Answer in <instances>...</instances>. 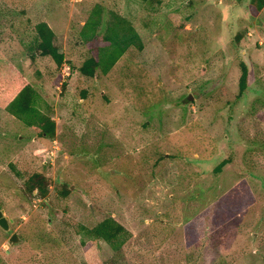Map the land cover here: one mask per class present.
Wrapping results in <instances>:
<instances>
[{
	"label": "rangeland",
	"instance_id": "rangeland-1",
	"mask_svg": "<svg viewBox=\"0 0 264 264\" xmlns=\"http://www.w3.org/2000/svg\"><path fill=\"white\" fill-rule=\"evenodd\" d=\"M97 6L127 20L142 51L128 48L106 75L88 78L78 38ZM38 22L68 57L58 68L25 55ZM12 67L36 89L55 134L41 137L0 110V211L12 220L9 232L0 228V264H264V7L0 0V76L10 79ZM33 174L47 179V194L20 200ZM106 218L131 234L120 253L79 229Z\"/></svg>",
	"mask_w": 264,
	"mask_h": 264
},
{
	"label": "trees",
	"instance_id": "trees-1",
	"mask_svg": "<svg viewBox=\"0 0 264 264\" xmlns=\"http://www.w3.org/2000/svg\"><path fill=\"white\" fill-rule=\"evenodd\" d=\"M252 1L258 10L264 7V0ZM102 12L103 9L100 6L94 8L79 32L78 43H82L84 47L88 48L89 55L78 70L81 75L88 78H94L99 73L106 75L128 48H134L137 52L142 51L139 36L127 20L113 12H107L103 16ZM29 34L30 38L25 41L23 49L30 61L35 62L38 58H50L56 68L63 65L66 56L64 57L59 52L55 45L56 34L47 23H36ZM67 63L70 64V61L67 60ZM12 68L10 79L7 80L0 76V110L41 137H54L55 122L38 108L39 96L36 89L18 67ZM240 68L239 94H242L247 88L248 72L243 63L240 64ZM59 79L56 80V84ZM85 94L86 92H82L81 98H84ZM240 138L242 140V135ZM228 164L229 160L221 161L213 172L219 173ZM24 182L19 195L20 200L26 195L32 197L34 192H36V197L44 198L46 196L48 181L41 174H33ZM68 192L69 190H66L63 196ZM79 229L91 241L106 243L114 254L120 253L122 247L131 238V234L112 218H106L92 228L79 226Z\"/></svg>",
	"mask_w": 264,
	"mask_h": 264
},
{
	"label": "water",
	"instance_id": "water-1",
	"mask_svg": "<svg viewBox=\"0 0 264 264\" xmlns=\"http://www.w3.org/2000/svg\"><path fill=\"white\" fill-rule=\"evenodd\" d=\"M4 212L1 210L0 211V228L4 231V232H9L10 230V224L12 223V220H7L4 216H3ZM20 242V238L17 235V233H13L9 239H8V243L12 244V245H16Z\"/></svg>",
	"mask_w": 264,
	"mask_h": 264
}]
</instances>
